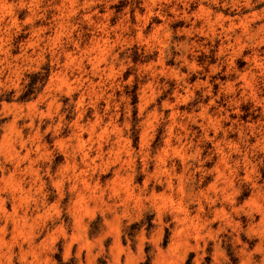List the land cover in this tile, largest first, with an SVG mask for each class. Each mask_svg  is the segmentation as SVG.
Segmentation results:
<instances>
[{
    "label": "rangeland",
    "instance_id": "374dc122",
    "mask_svg": "<svg viewBox=\"0 0 264 264\" xmlns=\"http://www.w3.org/2000/svg\"><path fill=\"white\" fill-rule=\"evenodd\" d=\"M0 264H264V0H0Z\"/></svg>",
    "mask_w": 264,
    "mask_h": 264
},
{
    "label": "bare ground",
    "instance_id": "6f19581e",
    "mask_svg": "<svg viewBox=\"0 0 264 264\" xmlns=\"http://www.w3.org/2000/svg\"><path fill=\"white\" fill-rule=\"evenodd\" d=\"M2 4V3H1Z\"/></svg>",
    "mask_w": 264,
    "mask_h": 264
}]
</instances>
